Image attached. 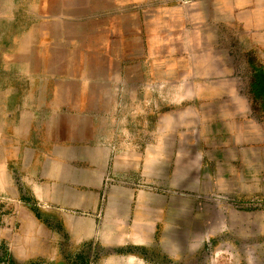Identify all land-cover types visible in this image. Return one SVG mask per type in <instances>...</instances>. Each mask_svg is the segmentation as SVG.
<instances>
[{"label": "rangeland", "instance_id": "374dc122", "mask_svg": "<svg viewBox=\"0 0 264 264\" xmlns=\"http://www.w3.org/2000/svg\"><path fill=\"white\" fill-rule=\"evenodd\" d=\"M55 1L61 15L83 13L82 0ZM46 3L52 14V0H0V87L53 83L46 74L32 75L38 71L82 76L92 44L88 40L85 45L82 21L65 23V29L61 23L54 29L44 25L43 32L61 43L32 45L23 56L15 55L16 37L41 22ZM174 9L160 22L168 27L148 29V43L137 51L140 59L120 60L114 67L119 74L105 82L127 87L116 96L117 127L123 121L124 131L119 159L124 168L130 163L134 189L150 192L154 200L126 205L129 219L110 227L117 237L106 241L99 234L105 232L99 217L94 228L87 215L72 212L74 229H68L66 213L33 201L17 182L15 196L0 206V264H264V192L203 194L196 188L203 171L190 170L200 148L211 150L210 144L227 138V110L233 116L243 112L264 136L262 106L247 91L245 55L254 44L239 28L212 27L205 21L200 27L195 18L179 22L180 10ZM258 52L264 63L263 47ZM213 59L219 60L217 68ZM218 64L229 75L219 76ZM219 82L241 91H213L211 85ZM12 94L20 99L24 93ZM41 94L29 98L50 95ZM240 100L244 106H238ZM149 146L153 160L147 166L142 154Z\"/></svg>", "mask_w": 264, "mask_h": 264}, {"label": "crops", "instance_id": "0c3cea01", "mask_svg": "<svg viewBox=\"0 0 264 264\" xmlns=\"http://www.w3.org/2000/svg\"><path fill=\"white\" fill-rule=\"evenodd\" d=\"M55 2L51 3L52 14L47 3L42 5V11L46 9V12L39 14L41 22L20 31L15 39L18 47L15 55L23 56L32 45L61 43L60 39H54L55 35L43 32L44 25L54 29L61 23L60 29H65V23L82 21L85 45L89 44L88 40L92 43L85 52L86 68L82 76L55 71L32 74L48 75L53 81L50 84L0 87L3 93L0 99V206L15 196L18 182L33 201L66 213L68 229L73 228L72 212L87 215L85 219L94 228L99 217L101 227L105 226V232L101 229L99 234L109 241L117 237V233L109 231L110 227L116 229L115 226L129 219L126 205L149 204L154 200L150 192L134 189L129 177L130 163L124 168L119 159L123 153L118 143L124 139V131L123 121L120 129L117 127L119 101L116 96L127 87L105 83L107 78L111 80L119 74L114 68L116 63L129 58L139 60L137 51L148 43L145 39L150 38L146 34L148 29L168 27L160 22L174 8L180 10L179 22L195 18L200 27L205 21L212 27L239 28L242 36L254 44L247 48L245 55L250 76L247 91L264 112V63L258 52L264 49V0H82L80 6L84 9L79 15L72 12L61 15ZM68 42L74 43V40ZM213 60L217 68L219 60ZM218 68L219 76L229 75L228 68L221 69L219 64ZM211 87L219 92L241 91L228 82L213 83ZM15 91L24 93L23 98H15L12 94ZM41 93L50 95L45 99L29 98L41 97ZM236 102L234 99L231 104ZM239 102L244 106V100L238 101V106ZM249 104L252 112L251 100ZM227 111L231 132L227 138L210 144L211 150L200 148L194 167H190V170L203 171L196 188L203 194L233 197L264 192V136L257 131L258 124L248 120L243 112L233 116ZM232 118H235L234 125ZM150 148L142 154L147 166L153 160ZM133 166L134 162L131 169ZM91 232L92 229L86 230L85 234Z\"/></svg>", "mask_w": 264, "mask_h": 264}, {"label": "trees", "instance_id": "16d2710c", "mask_svg": "<svg viewBox=\"0 0 264 264\" xmlns=\"http://www.w3.org/2000/svg\"><path fill=\"white\" fill-rule=\"evenodd\" d=\"M259 96V95H258ZM259 98V97H258Z\"/></svg>", "mask_w": 264, "mask_h": 264}]
</instances>
